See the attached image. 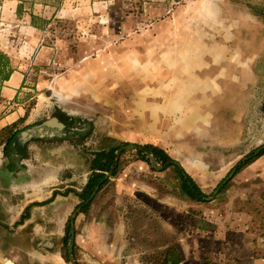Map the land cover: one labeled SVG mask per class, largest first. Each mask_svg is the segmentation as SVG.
<instances>
[{
	"label": "rangeland",
	"instance_id": "374dc122",
	"mask_svg": "<svg viewBox=\"0 0 264 264\" xmlns=\"http://www.w3.org/2000/svg\"><path fill=\"white\" fill-rule=\"evenodd\" d=\"M0 52L4 73L25 75V114L61 127L65 173L122 145L86 209L57 185L55 216L28 222L35 251L18 264H164L169 249L178 264H264V154L231 171L264 145V0H0ZM145 137L204 201L139 158Z\"/></svg>",
	"mask_w": 264,
	"mask_h": 264
},
{
	"label": "crops",
	"instance_id": "0c3cea01",
	"mask_svg": "<svg viewBox=\"0 0 264 264\" xmlns=\"http://www.w3.org/2000/svg\"><path fill=\"white\" fill-rule=\"evenodd\" d=\"M24 79L23 73L13 70L0 83V264H18V251H35L32 241L35 232L26 230L25 226L39 212L47 219L54 218V204L59 196L56 191L61 190L58 184L81 191L91 174L87 171V162L85 172L74 168L65 173L64 156L71 151L65 146H56V132L61 127L53 117L35 123L38 119L32 113L25 114L24 103L18 96L25 90ZM6 104L11 109L3 112ZM5 129L14 133L10 142L11 134L5 135ZM117 138L130 140L133 137ZM143 142L153 144L147 137ZM76 152L74 149L73 154H78ZM108 177L113 180L116 176ZM116 180L120 179L116 177ZM66 211L67 208L64 213ZM25 236L29 237L26 244Z\"/></svg>",
	"mask_w": 264,
	"mask_h": 264
},
{
	"label": "trees",
	"instance_id": "16d2710c",
	"mask_svg": "<svg viewBox=\"0 0 264 264\" xmlns=\"http://www.w3.org/2000/svg\"><path fill=\"white\" fill-rule=\"evenodd\" d=\"M31 18L35 16L31 14ZM35 26V25H34ZM36 27V26H35ZM8 64V57L0 52V76L6 79L11 73V69L4 73L2 67ZM11 129L9 130L10 133ZM11 134V133H10ZM14 133L8 137V142L12 140ZM10 140V141H9ZM121 144L111 147L108 150H100L94 154L91 162V174L88 178L86 185L82 188L81 192L78 193L80 203L76 205L75 210L81 211L88 207L90 200L89 197L96 185H99V189L107 182L106 173L115 174L118 168L119 160L118 155L121 151ZM139 149L137 154L143 161L149 162L150 160L146 157V154H151L157 163L161 164L160 169L171 168L175 173L177 180H179V187L183 195L188 197L192 201L202 202L205 200L206 194L202 191L196 181L184 170V168L172 158L163 148L152 145V144H134ZM264 154V145L258 146L245 154L241 159L234 165L232 172L239 170L244 165L251 163L254 159ZM227 179V178H226ZM226 179L223 178L217 185V188L223 187L226 183ZM70 224L71 215L68 217ZM67 238L65 237L64 240ZM180 261L176 251L169 249L164 257V264H178ZM77 264V263H76Z\"/></svg>",
	"mask_w": 264,
	"mask_h": 264
},
{
	"label": "water",
	"instance_id": "95a60500",
	"mask_svg": "<svg viewBox=\"0 0 264 264\" xmlns=\"http://www.w3.org/2000/svg\"><path fill=\"white\" fill-rule=\"evenodd\" d=\"M131 146L135 148L134 145H131ZM146 157H148V159L150 160L151 166H153L154 168H157V167H156L157 162L155 161V159L153 158V156H152L151 154H146ZM160 167H161V166H160ZM231 175H232V172L229 173V176H231ZM106 177H107V175H106ZM98 189H99V185H96V186L94 187V189H93V191H92L90 197H92V196L96 193V191H98ZM90 197H89V198H90ZM74 215H75V212H73V213L71 214V221H70V227H71V230H72V227H73V225H74ZM73 236H74V233H73V230H72V232H71V236H70L71 242H72V238H73ZM72 264H76V263L73 261Z\"/></svg>",
	"mask_w": 264,
	"mask_h": 264
}]
</instances>
